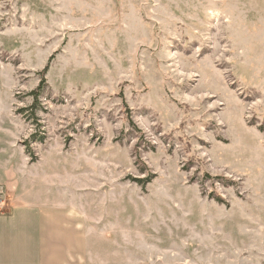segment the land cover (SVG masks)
Returning a JSON list of instances; mask_svg holds the SVG:
<instances>
[{
  "label": "rangeland",
  "instance_id": "374dc122",
  "mask_svg": "<svg viewBox=\"0 0 264 264\" xmlns=\"http://www.w3.org/2000/svg\"><path fill=\"white\" fill-rule=\"evenodd\" d=\"M16 196L83 213L81 264H264V0H0Z\"/></svg>",
  "mask_w": 264,
  "mask_h": 264
},
{
  "label": "crops",
  "instance_id": "0c3cea01",
  "mask_svg": "<svg viewBox=\"0 0 264 264\" xmlns=\"http://www.w3.org/2000/svg\"><path fill=\"white\" fill-rule=\"evenodd\" d=\"M0 203V264L82 263L92 239L74 205L19 196Z\"/></svg>",
  "mask_w": 264,
  "mask_h": 264
},
{
  "label": "trees",
  "instance_id": "16d2710c",
  "mask_svg": "<svg viewBox=\"0 0 264 264\" xmlns=\"http://www.w3.org/2000/svg\"><path fill=\"white\" fill-rule=\"evenodd\" d=\"M45 69H47V67H46ZM45 69H44V70H45ZM36 93H37V92H36Z\"/></svg>",
  "mask_w": 264,
  "mask_h": 264
},
{
  "label": "built area",
  "instance_id": "2783aa9c",
  "mask_svg": "<svg viewBox=\"0 0 264 264\" xmlns=\"http://www.w3.org/2000/svg\"><path fill=\"white\" fill-rule=\"evenodd\" d=\"M1 204V203H0ZM0 209H1V207H0Z\"/></svg>",
  "mask_w": 264,
  "mask_h": 264
}]
</instances>
